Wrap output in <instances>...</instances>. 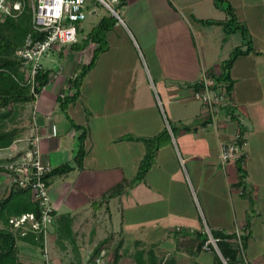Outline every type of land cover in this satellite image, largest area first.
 <instances>
[{"label": "crops", "instance_id": "obj_1", "mask_svg": "<svg viewBox=\"0 0 264 264\" xmlns=\"http://www.w3.org/2000/svg\"><path fill=\"white\" fill-rule=\"evenodd\" d=\"M246 2L254 5L261 0ZM242 3L231 0L230 4L239 21L249 22L253 49L239 56L231 67L230 103L218 111L216 128L207 124L201 103L191 97L195 90L191 85L198 82L202 69L218 75L222 62L242 44V38L239 32L225 34L219 25L196 20L226 18L213 0H121L126 21L122 24L107 15L113 26L105 33V49L97 53L76 102L63 110L57 96L69 92L66 78L91 55L88 49L68 48L77 53L74 67L52 73L50 82L32 102L29 124L21 138L38 136L42 159L54 168L72 162L77 145L72 122L89 127L83 168L49 180L53 217L58 211L69 214L76 221L72 234L79 229L81 242L86 228L90 227L93 235L92 227L97 224L90 220L96 218L91 198L124 181L122 194L108 202L107 219L112 226L111 205L121 203L118 229L111 232L118 231L113 236L119 235L125 243L139 244L134 250L152 249L159 258L169 254L176 260L195 258L204 251H196L198 232H205L204 227L210 232H231L234 211L242 227L249 221L244 264H251L247 257L255 264H264V249L259 245V252H251L249 246L253 233L264 228V26L262 33L250 27L255 14L242 17ZM211 5L216 12L210 10ZM91 47L94 49L96 43L91 42ZM136 48L144 64L154 68L155 77L149 75L151 82L144 73L134 76L125 71L131 59L140 61ZM114 66L118 69L110 70ZM165 128L170 138L158 148L144 177L131 184L145 146L141 140L128 137H151ZM237 132L243 141V162H230L223 169L218 160L219 142L231 141ZM117 205L115 210H119ZM249 209L251 213H247ZM53 240L48 236V252L55 264H61L71 255L70 249L65 250L60 239L53 245ZM33 246L17 241L22 264L34 262ZM94 246H73L78 257L70 264L87 260ZM36 258L43 264L41 257Z\"/></svg>", "mask_w": 264, "mask_h": 264}, {"label": "trees", "instance_id": "obj_2", "mask_svg": "<svg viewBox=\"0 0 264 264\" xmlns=\"http://www.w3.org/2000/svg\"><path fill=\"white\" fill-rule=\"evenodd\" d=\"M14 1V0H12ZM226 0H213L214 6L225 13L224 20L215 19H196L204 24L219 25L222 27L225 34L239 32L242 38V44L236 46L231 51L229 57L225 59L220 68L217 80L223 81L227 84V91H232V80L230 78V70L235 60L241 56L246 55L252 51V37L248 31L247 26L239 21L233 6L230 3L224 4ZM25 6L22 12L16 17L10 15L0 16V148L9 147L15 140L19 139L24 131L23 127L16 126L17 115L19 112V105L32 103L36 100L34 94L31 92L30 84L25 79V69L21 59L17 55L18 49L24 44L26 38L41 39L42 34L36 32L31 23V12L25 0ZM111 24L107 22L105 17H102L99 23L93 27L87 35L89 42L96 43L88 61L81 66L79 70L71 77L66 78L65 84L69 88L75 89L72 94L66 93L63 97L58 95L57 102L59 107L66 110L69 104L76 102L79 95V88L85 78L86 74L90 71L92 65L97 58V53L105 49V33L110 29ZM81 28L79 29L80 32ZM77 42L71 44V47H77ZM245 47V48H243ZM52 69L43 67L38 71L35 76L37 87L36 93L45 87L52 77ZM188 86H190L188 84ZM193 89L200 88L199 82L191 85ZM8 123L11 125L7 127ZM72 126L77 130V145L72 162H65L59 166L54 167L49 173L48 177L64 176L73 169H82L84 158L87 155L86 139L89 135V127L87 125L77 124L72 122ZM129 139H138L144 143L145 153L140 160V163L135 174V181H140L146 172L151 167L155 153L161 144L170 138L168 130L165 128L160 133L151 137H133ZM24 150L17 152L13 158H16ZM8 157H0V164L9 161ZM3 168L0 167V171ZM243 173H241L239 184L242 182ZM50 184V181L48 182ZM124 189V181L119 182L109 188L106 192L102 193L96 200L91 203L99 202V205H104L105 210L110 212L108 202L111 198L119 196ZM92 205V204H91ZM34 213L38 216L37 203L33 202L30 197V191L27 188L17 187L15 185L8 186L7 192L4 196L0 197V264H22L19 260L17 251V241L23 240L30 242L40 249L43 248V240L40 234L29 233L28 235L21 236L19 233L12 232L7 227V221L11 216L20 215L22 213ZM249 221L244 226L247 231L240 236L242 243V254L237 247L235 241L237 239L236 233L231 231L223 233L220 231H211L214 237L219 238L217 242L220 254L227 260V264H244V252L249 233ZM199 241L196 244V251H200L202 245L207 239L205 232H198ZM113 232L98 242L88 260H93L99 255H103L106 264H118L121 257L120 247L122 239H119L117 244L108 252L104 251L107 247L106 244L110 242ZM104 251V252H103ZM133 258L135 264H161L163 258H159L152 249H137L135 250ZM213 264H223L218 254H214ZM173 259V258H171ZM174 260V259H173ZM172 262V260H171Z\"/></svg>", "mask_w": 264, "mask_h": 264}, {"label": "built area", "instance_id": "obj_3", "mask_svg": "<svg viewBox=\"0 0 264 264\" xmlns=\"http://www.w3.org/2000/svg\"><path fill=\"white\" fill-rule=\"evenodd\" d=\"M97 5L107 10L111 16L123 24V20L115 9L121 6V0H29L32 27L43 37L41 39L26 38L24 44L18 49L17 55L23 62L25 79L30 84L35 98L38 97L35 91L37 87L35 76L44 67L43 55L56 46L71 45L77 42L81 23L88 13L93 14L96 11ZM23 8L24 3L20 0H0V16L16 17ZM198 82L200 88L193 90L191 97L201 103L207 117V124L216 128L218 111L229 105L231 92L227 91L225 82L217 80V75L204 69L201 71ZM74 92L75 89L70 88L67 93ZM65 94L61 93L60 96L63 97ZM52 133L54 134V127H52ZM22 141L25 144L18 149L16 143ZM242 145L243 141L239 132L231 141L219 142L218 160L223 169L230 162L239 160L243 162ZM2 150L10 151L6 156L10 160L0 164L8 186L15 185L29 189L31 200L38 206V216L32 212L11 216L7 221V227L21 236L29 233L40 234L43 240L42 262L43 264H55L49 255L47 246L55 209L49 193L50 178L47 175L53 167L42 159L38 136L32 135L24 140L17 139L9 147L0 148V151ZM20 150H24V153L12 159V156ZM205 233L207 239L202 245V250L215 249L222 263L227 264V260L220 254L217 246L219 238L214 237L209 229H206ZM236 236L235 243L242 254L241 233L238 230H236ZM77 264H106V260L103 255H99L93 260L87 259Z\"/></svg>", "mask_w": 264, "mask_h": 264}, {"label": "rangeland", "instance_id": "obj_4", "mask_svg": "<svg viewBox=\"0 0 264 264\" xmlns=\"http://www.w3.org/2000/svg\"><path fill=\"white\" fill-rule=\"evenodd\" d=\"M20 1H22L24 3V6H25V4H26L25 0H20ZM241 1L243 2L242 3L243 7L241 8V11H240L241 14L240 15L243 17V15H246V14L248 15V13L249 14L250 13L255 14L254 18H252V20L250 21V24H251L250 27L251 28L255 27V29H256L255 32L262 33L263 32L262 26H264V0H261V2L256 3L254 5L248 4V2H246V0H241ZM248 1L253 2L254 0H248ZM226 3H231V0H226L224 2V4H226ZM27 5L29 6V0H27ZM96 7H97L96 8V14L88 13L86 19L80 25L81 26V32H78V44H77L78 48H76V47L72 48L71 45L56 46L43 55V57H42L43 65L52 69V72H58V71L60 72V71H63L64 69L66 71L68 66L74 67L72 64L74 61L73 57L77 53L75 52V55H74V52L72 50H76V51L84 50V51H86L88 49L89 53L93 52V49L91 47V43L89 42L88 39H86L87 35L90 32L91 28L96 26V23L98 22V20L103 15H106L105 18L108 21V23H109V18L107 17V15L111 16L110 13L107 10H105L104 8H102L98 5ZM210 7H211L210 10H212L213 12H216V9L213 7V5H211ZM115 9L119 13L121 19L126 21V19L123 18V15H122L121 10H120V6L115 7ZM111 17L115 18L114 16H111ZM110 24H111V26H113L112 23H110ZM245 25L249 28V22L248 21L245 23ZM70 47L72 48V50L68 49ZM136 52L138 53V56H139V51L137 50V48H136ZM139 59H140V56H139ZM81 60H83V58ZM84 60H86V58ZM106 61L109 63L110 60L106 59ZM129 62L130 63L127 64L129 67L125 66L126 67L125 71H129L134 76L135 75H141V73H144L147 76L149 82H151L149 75H151V77H155L154 68L152 66H148L149 64L148 65L144 64V62L141 59H140V61L139 60L136 61V60L131 59V61H129ZM120 65L122 66L121 68L124 69L123 64H120ZM117 66H119V65H117ZM117 66H114L111 68L109 67V68H110V70H112V69L117 70L118 69ZM157 85H159V84H157ZM31 107H32V103H27V104L18 106L19 112L17 115L16 126L23 127L24 131L29 124V114H30V108ZM10 125L11 124L8 123L7 127ZM24 131L22 132V135H23ZM19 139L24 140L25 138L20 137ZM24 144H25V142L22 141V142L16 143V146L18 147V149H20L21 147L24 146ZM9 153H10V151L2 150V151H0V157H6ZM3 174H4V172L0 171V197L4 196L5 193H3V192L4 191L7 192V190H8V184H7V181L4 178ZM56 180H59V179L57 178V179H55V181ZM130 182L132 184L136 181L133 178V181H130ZM107 190H105L104 192H106ZM104 192H102V193H104ZM100 195H98V197ZM98 197L91 198L90 203L93 200L95 201L96 198H98ZM91 204H92L91 205L92 210H94V215L96 218L95 219L91 218L90 220H93V223L96 222L97 224L93 225V227H92V230L94 232L93 235L90 234V231H89L90 227L86 228V231H84V235H82V237L84 236L83 242H81V235L79 233V229H76V235L72 234V233H74L73 230L75 231V227L73 225L76 223V221L71 220L69 214H61L60 215V212L58 211L56 213V215L53 217V221L50 225V230L53 232H52V234H49V239L52 241V238H54V240H53L54 244L53 245H56V241L58 239L63 241L62 244H64V246L66 247L65 250L70 249V252H68V253L71 254L68 259H66V258L62 259L60 262L61 264H70L71 262L73 263L76 260L75 258L78 257V255H77L78 252L75 249H73V246L75 247V246H79V245L82 246L83 245L85 247H88V246L92 247L97 243V241H100L102 238L107 237L109 235V233H111V231H113V229L114 230L118 229L119 225H117V224L121 220L120 215L122 213V204L121 203L118 205L116 203H113V205H111L113 208V220H112V226L113 227L111 226L109 219H107L109 212H107L105 210V206L102 205V210H101V209H99L100 205H99L98 201H96L95 203H91ZM116 205L119 207V210H115ZM250 209H252V208H250ZM250 209L247 211V213H251ZM234 214H235V218L233 216ZM253 214H254V212H253ZM232 218L233 219H232L231 226L234 227V230H232V231L236 233V230H238L241 234L245 233L247 230L241 226L242 221L239 218V216L236 214V212L234 213V211L232 212ZM116 222H117V224H116ZM203 229L206 231L205 227ZM254 229H256V228H254ZM211 230H212V228H211ZM256 231H257V229H256ZM114 232L116 233L118 231H114ZM114 232H113V234H114ZM90 238H92L91 242L89 241ZM119 239H122L121 247L119 249L122 255L118 261V264H135V260H134L133 256L136 253V251L134 249L138 248L139 244L125 243L123 238H120L119 235H117V236H112V238H110V242L106 244V247L112 249L117 244ZM95 240H96V242H95ZM165 245H167V247L170 246L168 244H165ZM259 245L262 247V249H264V228H261V231H257V233L255 232V234L253 233V236L251 237L250 243H249L250 251L251 252H259L260 250H258V247H257ZM146 246H148V244H146ZM49 250H50V244L48 246V251ZM250 251H247V256H249ZM32 252L35 256L34 258H32L34 260V262H30V263H26V264H35V263L39 264L40 261L36 257H37V255L39 257H41L40 256L41 249L39 247L33 246ZM215 252H216L215 249H210L209 251L201 252V254L195 258H191V259L182 258V259H177V260L171 259L170 254H169V256H164L167 258L163 257L164 261H162L161 264H211ZM105 258L107 259L108 256H106ZM247 258H248L247 260H249V262L251 264H255L249 257H247ZM171 260H172V262H171ZM213 260H215V259H213ZM53 262L55 263L54 260H53Z\"/></svg>", "mask_w": 264, "mask_h": 264}, {"label": "clouds", "instance_id": "obj_5", "mask_svg": "<svg viewBox=\"0 0 264 264\" xmlns=\"http://www.w3.org/2000/svg\"><path fill=\"white\" fill-rule=\"evenodd\" d=\"M219 256V255H218ZM220 257V256H219Z\"/></svg>", "mask_w": 264, "mask_h": 264}]
</instances>
